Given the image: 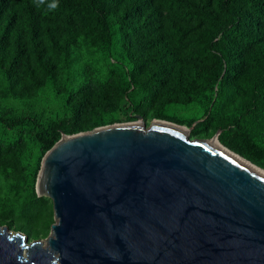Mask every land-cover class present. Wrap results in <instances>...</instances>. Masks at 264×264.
<instances>
[{
	"label": "water",
	"instance_id": "obj_1",
	"mask_svg": "<svg viewBox=\"0 0 264 264\" xmlns=\"http://www.w3.org/2000/svg\"><path fill=\"white\" fill-rule=\"evenodd\" d=\"M181 127L62 134L35 182L50 234L0 227V264H264V171Z\"/></svg>",
	"mask_w": 264,
	"mask_h": 264
},
{
	"label": "trees",
	"instance_id": "obj_2",
	"mask_svg": "<svg viewBox=\"0 0 264 264\" xmlns=\"http://www.w3.org/2000/svg\"><path fill=\"white\" fill-rule=\"evenodd\" d=\"M178 7L196 30L191 39L192 59L186 65L176 59L177 44L171 37L172 32L183 31ZM113 25L117 32L141 27L148 41L149 57L157 66L156 76L163 73L166 62L176 64L173 82L178 92L168 98L170 102L191 100L182 91L183 80L195 82L199 93L212 92L217 86L215 103L217 100L220 104L219 111H215V105L206 110L207 118L195 124L194 131L212 126L220 131L219 140L224 147L264 169V148L255 142L264 139V0H0V71L13 83L16 65L28 49L35 68L46 79L52 75L48 51L68 47L74 40L89 36L96 46L106 50L114 36ZM5 40L10 42L9 48L3 45ZM123 46L128 49V38ZM128 52L135 69L130 73L131 80L121 83L118 101L128 98L126 111L136 113L138 110L132 111L129 104L132 100L141 103L134 97L146 83L133 79L143 61L134 52ZM35 68H28L26 80L39 88ZM231 73L235 77L229 81L227 76ZM230 92L237 94L233 105L237 114L222 108L223 99ZM79 106V101L73 104L75 109ZM23 122L21 118L0 115V124L8 129ZM81 131L74 117L38 126L35 138L42 148V157L62 134ZM2 181L7 183V192L1 191ZM22 183L23 179L0 173V212L23 214L31 208L37 199L35 186L27 190Z\"/></svg>",
	"mask_w": 264,
	"mask_h": 264
},
{
	"label": "rangeland",
	"instance_id": "obj_3",
	"mask_svg": "<svg viewBox=\"0 0 264 264\" xmlns=\"http://www.w3.org/2000/svg\"><path fill=\"white\" fill-rule=\"evenodd\" d=\"M176 12L181 19L183 31L178 34L172 32L171 37L177 44L174 49L176 59L186 65L192 59L191 39L196 32L195 24L187 19L182 8L178 7ZM116 30L117 26L113 25L111 32L114 36L106 50L101 49L99 44L96 46L94 38L89 36L74 40L68 47L48 51L52 75L46 79L35 68L28 49L22 53L21 61L16 65L13 72L16 79L13 83L8 75L0 71V115L24 120L23 124L13 129L0 124V173L9 178L23 179L22 185L25 189H33L42 157V148L35 138L38 126H47L53 120L71 117L82 127L79 133L108 125L134 122L148 127L152 121L158 119L174 124L182 123L177 125L188 131L191 140L217 138L220 143V133L212 126L207 130L193 129L195 124L207 118L205 111H210L213 105L215 111H219L221 106L217 100L215 103L218 87L212 92L199 93L195 82L183 80L182 91L191 100L183 103L170 102L168 98H173L178 92L173 82L176 64L166 62L165 69L161 70L163 73L156 76L157 66L149 57L148 41L141 27L136 26L129 29V32ZM126 38L128 49L123 46ZM3 45L9 48L10 42L5 40ZM128 51L134 52L143 61L140 63V72L134 74L133 79L146 83V87L134 97L142 104L133 100L129 104L132 111L138 110L136 113L126 111L128 98L118 101L121 83L129 82L130 73L135 69ZM30 67L35 68V77L40 81L39 88L26 80V72ZM234 77L235 74L231 73L227 79L232 81ZM77 101L80 106L75 109L73 104ZM236 101L235 92L227 94L222 102L223 110L237 114L238 109L233 107ZM262 119L264 120V115ZM101 120L103 122L96 125ZM191 120L195 121L189 123ZM255 142L264 148V139H256ZM1 191H8L7 183L3 181ZM53 223L52 202L45 196H37L31 208L23 214L8 210L0 212V227H6L11 233H20L29 242L44 241L50 234Z\"/></svg>",
	"mask_w": 264,
	"mask_h": 264
},
{
	"label": "bare ground",
	"instance_id": "obj_4",
	"mask_svg": "<svg viewBox=\"0 0 264 264\" xmlns=\"http://www.w3.org/2000/svg\"><path fill=\"white\" fill-rule=\"evenodd\" d=\"M181 129H184L186 130L184 127H181ZM209 142H214L216 143L217 145L221 146V144L219 143L218 139L217 138H214V139H211V140H208Z\"/></svg>",
	"mask_w": 264,
	"mask_h": 264
},
{
	"label": "clouds",
	"instance_id": "obj_5",
	"mask_svg": "<svg viewBox=\"0 0 264 264\" xmlns=\"http://www.w3.org/2000/svg\"><path fill=\"white\" fill-rule=\"evenodd\" d=\"M53 7H55V5H52Z\"/></svg>",
	"mask_w": 264,
	"mask_h": 264
}]
</instances>
